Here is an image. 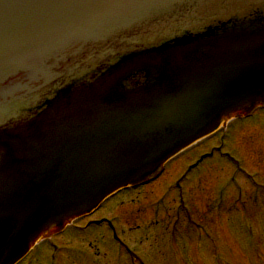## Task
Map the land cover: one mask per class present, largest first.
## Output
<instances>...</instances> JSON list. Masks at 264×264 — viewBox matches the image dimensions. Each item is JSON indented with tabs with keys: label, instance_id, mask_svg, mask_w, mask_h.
<instances>
[{
	"label": "water",
	"instance_id": "water-1",
	"mask_svg": "<svg viewBox=\"0 0 264 264\" xmlns=\"http://www.w3.org/2000/svg\"><path fill=\"white\" fill-rule=\"evenodd\" d=\"M143 25L126 41L140 49L0 129V264L264 101V0H0V82L22 69L54 80L66 53L80 48L81 69L94 42Z\"/></svg>",
	"mask_w": 264,
	"mask_h": 264
},
{
	"label": "rangeland",
	"instance_id": "rangeland-1",
	"mask_svg": "<svg viewBox=\"0 0 264 264\" xmlns=\"http://www.w3.org/2000/svg\"><path fill=\"white\" fill-rule=\"evenodd\" d=\"M164 166L39 238L18 264H264V107Z\"/></svg>",
	"mask_w": 264,
	"mask_h": 264
},
{
	"label": "flooded vegetation",
	"instance_id": "flooded-vegetation-1",
	"mask_svg": "<svg viewBox=\"0 0 264 264\" xmlns=\"http://www.w3.org/2000/svg\"><path fill=\"white\" fill-rule=\"evenodd\" d=\"M74 59L75 58L71 57L70 61L71 60L75 61ZM72 71H74V69L65 67L64 71H62L61 74L54 75V76H60V77L65 76V77L59 79L52 86H50L51 84L48 85V84H44L43 81H39V82L32 83L33 86H36L38 88H32L33 86L31 85V83L29 81L23 82V80L27 77V74L24 72H20L16 76L11 77V79L9 78L10 80L8 82L4 81L3 83H0V94L2 92H4V90L9 91V90H6V88H5L6 86H13V90L16 89L17 93L21 97L24 96L25 100L29 98V102L31 104V105H27V109H24V110L22 109L20 112H17L14 116H12L10 119V122H14V123L19 122L20 123L21 121H25L28 118H30L32 115H34L35 112L38 111V108L40 107L41 104L37 105V106L33 105V104L40 101L41 95L44 92H46V93L49 92L48 95L51 96V95L55 94V92L57 91V88H59L60 86L70 87L69 84H67V82H65V81L67 78H69V77L71 78L72 75L70 74V72H72ZM58 72H61V71H58ZM77 83H79L78 87L86 84L85 81H83L82 84H81V81L77 82ZM78 87L72 86L70 88H78ZM10 91H12V90H10ZM49 96H47V97H49ZM1 103H2V101H1ZM4 123H6V122H4ZM7 125H10V124H7Z\"/></svg>",
	"mask_w": 264,
	"mask_h": 264
},
{
	"label": "bare ground",
	"instance_id": "bare-ground-1",
	"mask_svg": "<svg viewBox=\"0 0 264 264\" xmlns=\"http://www.w3.org/2000/svg\"><path fill=\"white\" fill-rule=\"evenodd\" d=\"M222 123H223V122H221V124H222ZM221 124H220V125H221ZM129 185H132V184H129Z\"/></svg>",
	"mask_w": 264,
	"mask_h": 264
}]
</instances>
